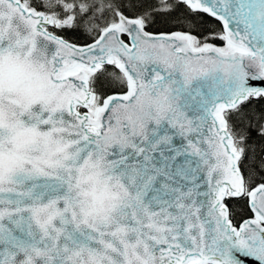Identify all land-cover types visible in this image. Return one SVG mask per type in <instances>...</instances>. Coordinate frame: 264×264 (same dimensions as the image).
Wrapping results in <instances>:
<instances>
[{"label":"snow or ice","instance_id":"snow-or-ice-1","mask_svg":"<svg viewBox=\"0 0 264 264\" xmlns=\"http://www.w3.org/2000/svg\"><path fill=\"white\" fill-rule=\"evenodd\" d=\"M264 264V0H0V264Z\"/></svg>","mask_w":264,"mask_h":264},{"label":"water","instance_id":"water-1","mask_svg":"<svg viewBox=\"0 0 264 264\" xmlns=\"http://www.w3.org/2000/svg\"><path fill=\"white\" fill-rule=\"evenodd\" d=\"M248 264H252V262H248Z\"/></svg>","mask_w":264,"mask_h":264}]
</instances>
